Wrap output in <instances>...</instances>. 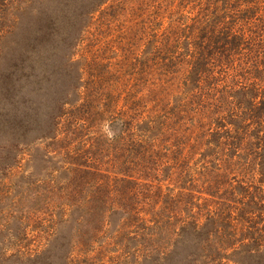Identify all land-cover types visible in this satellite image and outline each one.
Returning a JSON list of instances; mask_svg holds the SVG:
<instances>
[{"label":"trees","instance_id":"trees-1","mask_svg":"<svg viewBox=\"0 0 264 264\" xmlns=\"http://www.w3.org/2000/svg\"><path fill=\"white\" fill-rule=\"evenodd\" d=\"M49 2L37 30L0 54L40 88L31 115L42 114L26 126L29 109L7 73L0 159L12 174L22 133L51 142L46 161H60L64 185L27 182L17 201L42 209L55 196L68 207L76 250L58 234L20 264H264V0ZM104 24L139 50L135 71L151 69L146 84L163 88L166 99L155 97L146 115L139 100L117 110L106 79L93 82L105 70L92 50ZM215 61L233 77L216 84ZM43 152L32 155L42 163Z\"/></svg>","mask_w":264,"mask_h":264},{"label":"rangeland","instance_id":"rangeland-1","mask_svg":"<svg viewBox=\"0 0 264 264\" xmlns=\"http://www.w3.org/2000/svg\"><path fill=\"white\" fill-rule=\"evenodd\" d=\"M49 1L0 0V54L7 43L9 45L14 40H21L24 33L31 35L37 30L40 23V20L37 18V10L39 9L40 11L42 9L45 14H49ZM41 4H44L43 7H41ZM141 8L144 10L147 8V5L143 3ZM23 17L25 18L24 21L22 20ZM19 20H22L21 33H19V29L17 30L18 26L15 25ZM8 33L11 36L9 39H7ZM92 39L94 41L97 40V44L92 47V50L97 51L95 53V56H97L96 60L98 61L97 66L101 69L102 67L105 68V70L102 69L101 75L93 77V82L96 83L106 79L107 85L105 89L112 90L113 93L111 94L116 97L115 101L118 103L116 106L117 110H120L122 107L130 109V103L139 100L140 107L138 110L141 111V115H146L147 113H142V110L144 109L143 112H146L152 106V100H155V97H157L156 99H166L163 88L158 91L156 89L158 85H151V82L150 84H146L151 78L149 74L151 73V69L148 68L143 73L135 71L136 59L141 53H139V50L135 46H132V42L125 36L124 32L122 33L120 29L117 30L113 25L104 24L101 26L100 32L93 36ZM262 41L257 37L253 42L259 43ZM85 44L86 42H84ZM259 45V48L264 47V43H260ZM82 48L83 45L78 51L81 52ZM175 56L181 57V55ZM8 64L7 59L0 60L1 83H3L5 75L9 73L12 75V82L15 84L13 87L20 86L16 94L17 98H14V100L20 101L21 106L27 105L29 114L25 115L26 126L33 128L42 119L40 109L39 111L37 110L38 115L36 117L31 115L33 109H36L35 104L32 102L34 100L33 95L39 98L41 95L39 92L40 88L35 90L32 87V81L26 78L23 79L24 77L18 74L15 69H10L9 71L8 68L11 66ZM213 67L214 78L217 79L216 84L227 81L234 75V71L227 68L228 66L225 64L218 66L217 61H215ZM176 76H174L175 85L179 84L181 73L176 74ZM86 78L84 77L83 80ZM174 78L172 79L173 81ZM166 80L167 83H163L165 85L168 84L169 77ZM236 80H238V77ZM9 83L8 87H5L6 89L11 87ZM3 96L0 93V109L4 106L5 102ZM118 96L120 99H118ZM64 123L65 121H62V124ZM88 137L86 136L83 139L84 143ZM19 141L21 146L19 149L15 148V151H13V155H15L13 158L19 161V163L12 170V174L7 172L6 164L0 159V264H20L21 261L27 260L29 255H34L42 250L46 242H53L58 234H61V241L63 244H66V248L72 256L76 249H74V227L65 223L68 207L60 205V202H56L55 204V196H52L50 202L47 199L43 203L42 209L39 206L36 208L35 206L18 203L17 201L27 182L37 183L41 180H47L57 183V188L62 184L64 185V177L62 176V179H60L54 170L56 166H60V161L57 163L46 161L51 154H54L55 148L48 139L36 137L32 133H26V135L22 133L19 136ZM0 144L2 146L5 145L1 141ZM43 150L49 151V155L48 157H44L45 161L41 163L38 156L34 154L33 157L32 154L33 152H38L43 157L46 154ZM6 194H8L9 198L7 199L9 200L4 197ZM55 209L61 212V217L58 222L52 219V224H50L49 222ZM58 223L60 227H58ZM40 228H42V232H39ZM57 228H60V230H57Z\"/></svg>","mask_w":264,"mask_h":264}]
</instances>
